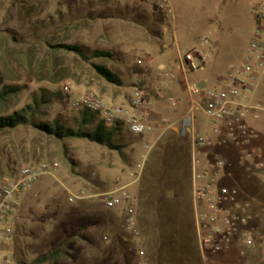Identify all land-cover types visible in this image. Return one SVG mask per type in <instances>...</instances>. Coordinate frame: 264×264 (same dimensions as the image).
Returning a JSON list of instances; mask_svg holds the SVG:
<instances>
[{
  "label": "rangeland",
  "instance_id": "374dc122",
  "mask_svg": "<svg viewBox=\"0 0 264 264\" xmlns=\"http://www.w3.org/2000/svg\"><path fill=\"white\" fill-rule=\"evenodd\" d=\"M170 1L176 47L184 50L195 46L201 37L218 43L216 56L206 69L189 76L190 82L209 78L213 85L215 76L236 68L244 59L255 30L252 9L262 0ZM119 14L132 17L142 28L136 29V24L121 28L104 24L107 17L115 19ZM153 15L150 6L136 0H0V91L6 86L22 88L0 108V115L21 109L30 103L32 95L45 94L50 104L41 108L34 120L57 121L76 129L85 113L70 107L66 87L72 86L74 95L91 92L100 97L99 90L108 86L117 89L123 99L128 97L136 75L145 73L138 72L143 32L160 38V26ZM61 45L81 48L83 57L59 49ZM175 49L157 51L172 54ZM93 52L109 57L95 58ZM94 66L111 71L122 87L106 83ZM169 96L153 105L165 119L174 113ZM104 101L111 103V99ZM255 102L264 109V85L258 89ZM86 116L92 120L83 131H92L98 125L111 129L98 115L86 111ZM248 119L247 126L255 136L249 147L215 146L212 153L229 165L219 174V184L238 189L251 206L253 248L246 252L244 263L264 264V168L255 169L258 162L264 165V114ZM201 120L198 115L197 122ZM167 124L160 125L162 130L139 136L119 127L112 143L121 151L86 140L56 141L30 126L1 132L0 184L12 181L23 166L55 164L56 172L54 178L44 176L24 193L22 203L5 224L10 239L0 247V258L5 255L8 264H34L62 249L64 258L42 264H202L194 214L189 219L188 212L176 211L173 203L175 195L181 193L180 183H169L174 172L171 148L178 144L179 136L164 129ZM181 139L183 142L187 137ZM242 150L255 156L243 162L239 155ZM205 154L211 160L209 152ZM135 178L136 183H131ZM119 188H125L133 206L139 233L136 241L124 231L128 203L123 202L116 210H103L93 199L68 202L69 193L89 196ZM73 211L82 216L72 218ZM123 239L133 248L131 253L126 251ZM232 258L236 254L219 255L215 261L226 263Z\"/></svg>",
  "mask_w": 264,
  "mask_h": 264
},
{
  "label": "built area",
  "instance_id": "2783aa9c",
  "mask_svg": "<svg viewBox=\"0 0 264 264\" xmlns=\"http://www.w3.org/2000/svg\"><path fill=\"white\" fill-rule=\"evenodd\" d=\"M150 6L161 16V49L168 51L176 48V22L169 0H137ZM255 30L248 44L245 58L240 64L225 74L214 79L213 88L203 91L198 83L186 81V100L188 105L184 115L166 129H175L191 142L192 151V207L194 214L195 235L201 254L202 264H245L246 252L253 248V239L249 224L251 206L242 199L240 191L234 187L221 186L219 174L229 167L213 148L226 149L229 145L247 148L255 139L247 126L251 116L264 114V109L255 102L258 89L264 85V0L252 9ZM218 43L208 37L198 39L197 45L181 53L179 70L184 77L203 72L214 59ZM174 77L166 71L142 73L130 86V95L122 102L107 103L94 93L73 94V87L64 89L70 107L77 111L90 112L98 115L106 126L125 128L129 134L139 136L155 126L164 125L152 119V86L155 82L164 87L172 83ZM161 96V91L156 92ZM168 103L175 107L174 98ZM203 119L202 124L207 130L200 133L197 116ZM209 152L211 160L206 159ZM241 161L247 162L255 153L242 150ZM242 164V163H240ZM49 167V168H48ZM264 165L255 164L261 170ZM55 164H41L38 167L23 166L15 178L0 184V247L8 244L10 232L6 228L8 218L23 201V194L37 184L42 177L54 178ZM93 199L103 210H116L123 202L128 203L127 218L124 231L135 241L139 237L136 229L137 221L130 197L125 188L86 196L83 192L69 193L68 202ZM107 239L104 238V241ZM126 251L133 248L123 239ZM136 252H140L136 248ZM236 254L235 259L220 263L215 257ZM0 264H8L7 257L2 255Z\"/></svg>",
  "mask_w": 264,
  "mask_h": 264
},
{
  "label": "crops",
  "instance_id": "0c3cea01",
  "mask_svg": "<svg viewBox=\"0 0 264 264\" xmlns=\"http://www.w3.org/2000/svg\"><path fill=\"white\" fill-rule=\"evenodd\" d=\"M137 9L138 7L136 6V10ZM173 12H174V9H173ZM104 22H105L104 24H108L110 26H114V24H116V26H118L119 28L125 27V26L132 27L135 25L132 23L131 24L126 23L123 20L118 19V18L117 19L108 18ZM140 28H142V26L140 27L136 23V29H140ZM143 34L144 35L141 37V41H140L141 47L140 49H138L139 59H141L142 65L138 69V72L154 73L156 71H166L168 73H171L174 77L173 82L168 83L165 87L163 85L158 84L157 82L153 84L152 89L154 91L152 94V119L156 123L163 121L165 123L167 122L168 124H172L184 115L186 111V107L188 105V102L186 100V81L190 82L189 76L191 75L184 77L181 71L179 70V67L181 65L180 56L182 52H184L185 50L189 48L194 47V45L188 48H185L184 50H180L179 47H176L174 53L172 54L171 53L170 54H167V53L159 54L157 49L161 48V40L159 38H154V37L149 36L147 32H143ZM163 52H167V51L163 50ZM219 75H222V74H218L217 76ZM217 76H215V78ZM214 79H213V84H214ZM197 82L200 85V87L203 89V91H207L213 88V85H211L209 78L199 79ZM159 90L161 91V96L157 97L156 92ZM98 93H99V96L103 98V100L111 99V103L122 102L127 98L125 97L123 99L121 97L120 92L117 91V89L109 88L108 86H104L102 90H99ZM166 94H169L170 95L169 98L172 97L176 101L175 107L171 106L174 113L170 119H165L164 113H162L159 109L153 108V105L155 104L158 105L163 102ZM202 121L203 119L200 122H197V125L199 127V131H202L204 129V131L202 132L203 134H205L207 131L205 130V127L203 126ZM162 129H163L162 126L158 124L152 130L157 131V130H162ZM164 129L166 128L164 127ZM171 131L174 134H178L179 142L178 144H175L171 148L172 157L174 159V162H173L174 172H173L172 177L169 179L170 180L169 183H180L181 185V190H180L181 193L179 194L180 196L176 197L177 195H175L173 199L174 200L173 203L174 205H176L175 207L176 211H179L182 213L183 211L184 212L187 211L189 214V219L191 218L193 219L192 217L193 216V207H192V161H193V158H192V151H191V142H190L189 137L182 136L175 129H171ZM185 137H187L185 141L183 142L180 141L181 138H182L181 140H183V138ZM136 180L137 178H135L131 183H136ZM73 213L71 215L72 218H77V216H82L80 212H77L76 214L75 213L73 214Z\"/></svg>",
  "mask_w": 264,
  "mask_h": 264
},
{
  "label": "trees",
  "instance_id": "16d2710c",
  "mask_svg": "<svg viewBox=\"0 0 264 264\" xmlns=\"http://www.w3.org/2000/svg\"><path fill=\"white\" fill-rule=\"evenodd\" d=\"M124 10L128 11V8L126 7ZM152 11L153 14L155 15V16L153 15V17L157 19L156 23L159 26H161V16L158 13H156L153 9ZM120 14L118 16H115L114 18L116 19L118 18L123 21H129L131 23L136 24V20L133 19L132 17H128L127 15H120ZM97 18L101 19L103 17L98 16ZM159 37H160L159 39L161 40L160 30H159ZM59 49L75 54L76 56L83 57L81 48L76 47L74 45L73 46L61 45ZM93 55L95 58L109 57V55L104 52H93ZM94 71L106 83L113 85L115 87H122L121 81L111 71L101 66H94ZM21 91L22 88L18 86L2 87L0 91V108H4L5 107L4 105L7 104L8 99L15 97ZM49 104H50V99L47 97V95L45 94L32 95L29 104H26L21 109L12 112L10 115H5V116L0 115V133L4 131H13L20 127L30 126L38 133L50 137L56 141L62 142L68 139L86 140L90 143L103 146L112 151L114 150L121 151L122 148L117 147L112 143L114 132L117 131L119 127L111 126V129L108 130L103 125H98L92 131L85 132L82 130L83 126H87L92 120V117L86 116V112H83L85 114L82 115L81 126L77 127L76 129L71 127H65L64 125H61L57 121H54L52 123H43L41 121H35L34 119L40 115V109L48 106ZM64 255H65L64 251L62 249H58L48 253L45 257L41 259H37L34 262V264L54 262L56 260L64 258Z\"/></svg>",
  "mask_w": 264,
  "mask_h": 264
}]
</instances>
